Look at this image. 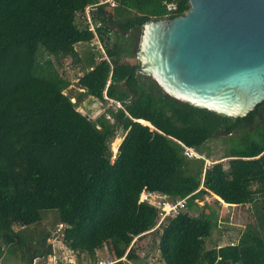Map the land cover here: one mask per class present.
Listing matches in <instances>:
<instances>
[{
	"label": "trees",
	"instance_id": "16d2710c",
	"mask_svg": "<svg viewBox=\"0 0 264 264\" xmlns=\"http://www.w3.org/2000/svg\"><path fill=\"white\" fill-rule=\"evenodd\" d=\"M100 1L0 0V258L2 246L25 264L51 254L48 232L14 227L54 210L59 240L89 260L103 246L119 258L134 236L152 232L162 264H264V101L240 119L220 116L165 94L123 58L135 53L143 22L182 14L186 0ZM94 35L103 52L76 48ZM66 58L81 72L75 95L63 93L70 81L58 67ZM104 96L121 108L93 119L77 110L82 99ZM235 130L243 145L224 153L225 164L203 168L202 158L184 154H207L206 141L226 143ZM142 190L186 197V210L149 231L158 214L138 202ZM208 193L249 205L251 220L234 242L206 246L217 226L216 212L199 205ZM125 258L114 264L138 262L134 245Z\"/></svg>",
	"mask_w": 264,
	"mask_h": 264
},
{
	"label": "water",
	"instance_id": "95a60500",
	"mask_svg": "<svg viewBox=\"0 0 264 264\" xmlns=\"http://www.w3.org/2000/svg\"><path fill=\"white\" fill-rule=\"evenodd\" d=\"M185 6L180 15L143 22L134 70L174 99L220 116H246L264 101V0Z\"/></svg>",
	"mask_w": 264,
	"mask_h": 264
},
{
	"label": "rangeland",
	"instance_id": "374dc122",
	"mask_svg": "<svg viewBox=\"0 0 264 264\" xmlns=\"http://www.w3.org/2000/svg\"><path fill=\"white\" fill-rule=\"evenodd\" d=\"M84 46H87V48H94V46H90L89 44L85 45L83 43L77 45L76 48H82ZM134 54H125L123 55V58L129 63H134L136 60ZM59 66L60 67L57 66L59 72H61V74L68 78L70 81V85L63 91V93L67 95H75L78 91V88L75 84V80L81 74V72L79 71V69H75L71 66L70 60L68 58L60 61ZM71 101H74V99L72 98ZM107 104V102L102 103L96 99L90 101L87 97L82 99L80 103H77L76 106L79 112L93 119L103 111L104 107H107ZM242 134L243 133H241V131H233L232 136L227 138L228 142L226 143H223L220 139H210L206 141L202 146L208 149L209 152L207 154L205 152L202 154H197L192 150L194 153L188 151L189 157L196 156L202 158L203 168L217 161H221V163L225 164V161L227 160L226 158H223L224 153L228 150H231L233 146L234 148H239L243 145L240 142ZM120 135L121 133L119 131L112 139V141L110 142V150L114 148L115 145L119 144H117L115 140L117 138V140H119L120 142ZM215 199L216 198L213 197L212 194L208 193L203 197V200L199 203V205H201L202 203L209 205L211 209L216 212L217 226L212 230L211 235L208 237V239H206L207 247L212 245L213 243L221 245L225 243L234 242L239 232L242 230L244 224L251 220L249 216L250 213L247 211L249 208L248 204L244 206H229L223 204L217 199L216 202ZM58 226L59 223H56V212L54 210H44L42 211V219L38 223H35L26 228H20L15 226L14 229H20L25 233L31 231L35 236L42 232H48L49 236L45 243H48L50 245V249L52 252L51 254H53L56 259L63 263H68V261H72L73 264H86L89 259L85 256V254H81L78 256L73 255V252H71L59 240L57 231ZM155 238L156 234L150 232L136 239V242H134L133 245L136 248L138 262H131V264H143L145 261V255H155ZM29 248H31V246ZM1 251L2 256L0 258V264H25L18 258L13 246H11L10 249L8 246H2ZM98 253H100V256L102 257L103 255H109V253L104 248H101ZM39 256L37 264H46L48 262V259L52 257V255L49 254ZM29 264H32V259L30 260Z\"/></svg>",
	"mask_w": 264,
	"mask_h": 264
},
{
	"label": "built area",
	"instance_id": "2783aa9c",
	"mask_svg": "<svg viewBox=\"0 0 264 264\" xmlns=\"http://www.w3.org/2000/svg\"><path fill=\"white\" fill-rule=\"evenodd\" d=\"M102 2H108L110 5H112L111 0H101L100 3ZM166 7L168 9H172L174 8V6L172 4H167ZM84 16H85V20L86 23H88V28L94 32L93 30V26L90 23V18L88 15V11L87 8L84 11ZM93 41L89 42L90 46H94L97 47L98 49H100L101 52H103L101 45L97 39V37L94 35V38L92 39ZM104 99L106 100V102L108 103L107 106H111L114 109L117 108H121V105L118 102L112 101L110 99H106V97L104 96ZM118 145H115L114 148L111 149V155H110V159H114L115 154H116V149H117ZM189 152H193L190 148H186L184 147V154L189 156L188 154ZM194 153V152H193ZM194 156V155H193ZM196 157V156H194ZM186 197L183 198H179V199H174V200H169L168 197L164 194L158 193V192H150V191H145L142 190L139 194V198H138V202H145L148 203L150 205H152L153 207H155L157 214H158V220L156 222V224L154 225V227L152 229H150L149 231L157 228L159 226V224L168 216H175L176 214H178L179 212L185 211L186 210V201H185ZM61 228V224H59L57 231H59V229ZM148 232V231H147ZM139 235L134 236L131 239V242L128 246V248L134 244V242H136V239ZM102 248H105V246H103ZM128 248L126 249V251L128 250ZM101 249V248H100ZM100 249H95L94 250V254H93V259L92 260H88L86 264H114L118 261L121 262H126V251L124 252V254L122 256H120L119 258H114L111 255H103L100 256V253H98V251ZM155 255H145V261L143 264H162L159 261V256L157 254L156 251ZM137 254V253H136ZM52 255L51 258L48 259V262L46 264H73L72 261H68V263H63L61 261H59L58 259H56L53 254H49ZM73 255H81V254H77V252H73ZM39 260V257H34L32 259V264H37ZM71 260V259H70ZM75 264V263H74ZM216 264V263H213Z\"/></svg>",
	"mask_w": 264,
	"mask_h": 264
},
{
	"label": "flooded vegetation",
	"instance_id": "af4514ba",
	"mask_svg": "<svg viewBox=\"0 0 264 264\" xmlns=\"http://www.w3.org/2000/svg\"><path fill=\"white\" fill-rule=\"evenodd\" d=\"M39 255H41V254H39ZM39 255H38V256H39ZM38 256H37V257H38ZM39 257H41V256H39Z\"/></svg>",
	"mask_w": 264,
	"mask_h": 264
},
{
	"label": "crops",
	"instance_id": "0c3cea01",
	"mask_svg": "<svg viewBox=\"0 0 264 264\" xmlns=\"http://www.w3.org/2000/svg\"><path fill=\"white\" fill-rule=\"evenodd\" d=\"M226 204V203H225ZM227 205V204H226Z\"/></svg>",
	"mask_w": 264,
	"mask_h": 264
}]
</instances>
